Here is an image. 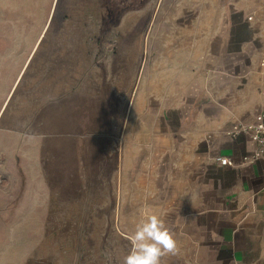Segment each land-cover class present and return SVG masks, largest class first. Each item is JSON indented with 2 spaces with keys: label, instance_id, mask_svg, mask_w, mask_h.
I'll list each match as a JSON object with an SVG mask.
<instances>
[{
  "label": "rangeland",
  "instance_id": "rangeland-1",
  "mask_svg": "<svg viewBox=\"0 0 264 264\" xmlns=\"http://www.w3.org/2000/svg\"><path fill=\"white\" fill-rule=\"evenodd\" d=\"M105 1L0 0V264H123L127 237L146 217L159 216L144 173L151 163L160 165L159 149L141 146L133 154V132L143 141L149 126L165 130L155 121L159 101L173 103L177 91L165 81L179 71L167 66L177 59L165 51L175 50L192 18L212 17V4L109 0L121 12L104 31ZM197 2L205 8L197 10ZM65 39V71L51 69L52 59L64 56L58 46ZM83 49L87 57L71 80L72 113L58 103L52 109L58 118H46L54 130L39 137L44 120L35 105L19 120L16 104L49 67V88L55 100L64 97L68 64L75 74ZM54 71L63 80L53 82ZM135 101L142 112L137 107L133 124ZM145 101L152 113L144 111ZM65 109L66 122L59 118ZM175 262L169 255L162 264Z\"/></svg>",
  "mask_w": 264,
  "mask_h": 264
},
{
  "label": "crops",
  "instance_id": "crops-1",
  "mask_svg": "<svg viewBox=\"0 0 264 264\" xmlns=\"http://www.w3.org/2000/svg\"><path fill=\"white\" fill-rule=\"evenodd\" d=\"M209 2L213 16L192 18L193 25L182 31L175 50L165 51L167 58L177 59L166 61L167 66L174 63L179 68L165 81L171 79L168 88L177 91L173 103L162 97L159 101L155 121L165 130L149 126L143 141L133 132V154L141 146L159 149L155 159L160 165L144 167L145 188L147 199L175 233V264H264V158L243 163V157L256 150L255 143L245 135L227 136L234 124L259 122L264 112V0ZM200 4L197 10L205 8ZM68 43L65 39L59 44L64 56L54 57L51 69L65 71ZM86 54L83 49L75 74L68 64L64 97L55 100L49 67L42 83L35 81L33 93L31 87L16 104L18 118L31 114L35 105L38 118L44 120L38 125L39 137L54 130L46 118H58L53 113L58 103L64 102L72 113L71 80ZM58 72L53 82L63 80ZM138 102L132 105L133 124L136 113L142 112ZM147 107L145 101L144 111L152 113ZM59 118L67 121V109ZM220 156L234 164L219 165L215 159Z\"/></svg>",
  "mask_w": 264,
  "mask_h": 264
},
{
  "label": "clouds",
  "instance_id": "clouds-1",
  "mask_svg": "<svg viewBox=\"0 0 264 264\" xmlns=\"http://www.w3.org/2000/svg\"><path fill=\"white\" fill-rule=\"evenodd\" d=\"M127 239L131 247L123 264H162L164 257L178 252L175 233L163 218L155 214L137 224Z\"/></svg>",
  "mask_w": 264,
  "mask_h": 264
},
{
  "label": "built area",
  "instance_id": "built-area-1",
  "mask_svg": "<svg viewBox=\"0 0 264 264\" xmlns=\"http://www.w3.org/2000/svg\"><path fill=\"white\" fill-rule=\"evenodd\" d=\"M253 17H249L248 20L251 21ZM261 65L264 66V55L262 56ZM245 135L250 140H252L256 147L250 155L243 157L242 162L248 164H254L264 158V112L262 118L259 122L255 123H237L227 132V136L231 138H236L238 136ZM216 162L223 166H232L234 164L233 160L228 157H217Z\"/></svg>",
  "mask_w": 264,
  "mask_h": 264
},
{
  "label": "trees",
  "instance_id": "trees-1",
  "mask_svg": "<svg viewBox=\"0 0 264 264\" xmlns=\"http://www.w3.org/2000/svg\"><path fill=\"white\" fill-rule=\"evenodd\" d=\"M105 7L106 19L103 27L104 31L108 30L112 25L117 23L119 13L121 12V8L117 7L114 3H110L109 0L105 1Z\"/></svg>",
  "mask_w": 264,
  "mask_h": 264
}]
</instances>
